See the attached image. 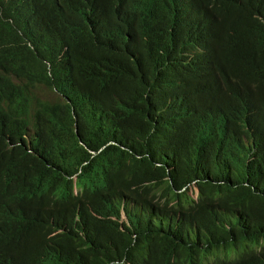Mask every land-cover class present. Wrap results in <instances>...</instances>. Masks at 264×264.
<instances>
[{
    "label": "trees",
    "instance_id": "1",
    "mask_svg": "<svg viewBox=\"0 0 264 264\" xmlns=\"http://www.w3.org/2000/svg\"><path fill=\"white\" fill-rule=\"evenodd\" d=\"M0 264H264V0H0Z\"/></svg>",
    "mask_w": 264,
    "mask_h": 264
},
{
    "label": "rangeland",
    "instance_id": "2",
    "mask_svg": "<svg viewBox=\"0 0 264 264\" xmlns=\"http://www.w3.org/2000/svg\"><path fill=\"white\" fill-rule=\"evenodd\" d=\"M37 95L43 100L55 101L60 98V94L55 90L47 86H41L37 90Z\"/></svg>",
    "mask_w": 264,
    "mask_h": 264
}]
</instances>
